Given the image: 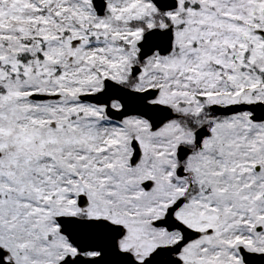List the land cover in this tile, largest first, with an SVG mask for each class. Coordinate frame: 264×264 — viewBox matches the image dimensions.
Masks as SVG:
<instances>
[{"label":"snow or ice","instance_id":"snow-or-ice-1","mask_svg":"<svg viewBox=\"0 0 264 264\" xmlns=\"http://www.w3.org/2000/svg\"><path fill=\"white\" fill-rule=\"evenodd\" d=\"M0 264H264V0H0Z\"/></svg>","mask_w":264,"mask_h":264}]
</instances>
